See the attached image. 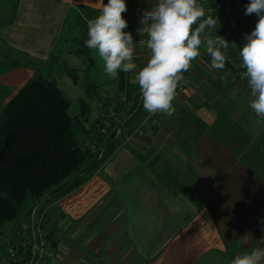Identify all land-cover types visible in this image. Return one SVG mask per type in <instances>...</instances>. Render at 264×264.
I'll use <instances>...</instances> for the list:
<instances>
[{"label":"crops","instance_id":"1","mask_svg":"<svg viewBox=\"0 0 264 264\" xmlns=\"http://www.w3.org/2000/svg\"><path fill=\"white\" fill-rule=\"evenodd\" d=\"M104 2L0 0V115L49 67L55 52L62 55V44L79 34L71 25L79 17L84 23L95 18ZM125 2L128 9L150 10L156 0ZM64 54L67 65L61 71L74 84L86 85L85 90L96 86L98 93L114 81L117 93L118 79H111L96 60L84 81L79 73L87 65L80 56H70L71 69L77 70L74 80ZM149 57L148 48H135L138 68L126 73V107L139 92L136 71ZM250 99L247 79L228 68L214 70L201 49L189 85L172 102L173 115L160 114L156 124L146 123L137 134L144 118L127 123L113 154L88 181L46 201L57 260L201 264L217 258L230 264L237 254L264 248V119L251 110ZM89 104L97 116L100 98ZM246 233L251 238L244 244L240 237Z\"/></svg>","mask_w":264,"mask_h":264},{"label":"clouds","instance_id":"2","mask_svg":"<svg viewBox=\"0 0 264 264\" xmlns=\"http://www.w3.org/2000/svg\"><path fill=\"white\" fill-rule=\"evenodd\" d=\"M125 0H107L95 18L87 21V39L84 46L95 51L105 73L118 79L119 73H130L138 68L134 62L136 44L130 31ZM255 14L254 29L245 34V43L239 51L242 78L247 79L250 90L248 104L255 115L264 119V0H250L245 15ZM141 24L146 25L147 48L150 57L135 74L143 109L154 116H171L175 112L173 100L179 83L184 79L192 62L201 55V49L211 58V67L222 71L229 60V42L213 35L217 18L206 16L198 0H156L150 10L145 9ZM139 31V29H138ZM249 234L240 237L247 244ZM230 264H264V248H253L235 255Z\"/></svg>","mask_w":264,"mask_h":264},{"label":"trees","instance_id":"3","mask_svg":"<svg viewBox=\"0 0 264 264\" xmlns=\"http://www.w3.org/2000/svg\"><path fill=\"white\" fill-rule=\"evenodd\" d=\"M77 24V54L86 56L90 66L91 50L84 46L87 23L79 17ZM67 70L77 80V70ZM125 79L126 73L120 72L116 99L124 92ZM86 92L97 93L96 86H87ZM99 98L100 112L91 121L93 127L112 100L105 93ZM79 104L80 113L72 115L71 101L57 77L40 71L5 106V120H0L1 222L16 220L28 198L38 201L50 192L47 200H54L81 186L113 154L119 141L115 137L102 142L97 152L82 144L76 126L90 120L92 107L83 98ZM124 104L118 107L124 124L147 113L140 92L131 107L125 109Z\"/></svg>","mask_w":264,"mask_h":264},{"label":"built area","instance_id":"4","mask_svg":"<svg viewBox=\"0 0 264 264\" xmlns=\"http://www.w3.org/2000/svg\"><path fill=\"white\" fill-rule=\"evenodd\" d=\"M198 3L204 6L206 16L217 18L216 28L210 30L212 34L221 36L229 42L226 53L229 60L225 68L233 70L238 77L242 78L241 73L244 69L241 68L239 51L245 43V34L254 29L258 19L255 14L245 15V5L250 3V0H198ZM143 11L144 9L141 7L127 8V12L122 14L128 21V27L125 31L132 33L137 51L147 48L148 36L143 31L146 25L141 24ZM205 53L211 59L206 51ZM183 76L184 79L179 83L176 94L189 85L192 77V66L188 72L183 73ZM124 102L123 93L117 99L110 101L107 111L101 114L100 124L108 128L111 124L118 125L123 119L120 117L118 107ZM159 117L160 114L154 116L148 114L134 133H142V126L148 122L156 124ZM104 129L103 132L107 133L108 129ZM131 136H127L125 140L128 141ZM48 224L49 206L46 202L44 206L39 205L32 209L28 216H21L17 226L5 240L6 248L0 256V264H62L56 258L52 245L54 236L49 230Z\"/></svg>","mask_w":264,"mask_h":264},{"label":"rangeland","instance_id":"5","mask_svg":"<svg viewBox=\"0 0 264 264\" xmlns=\"http://www.w3.org/2000/svg\"><path fill=\"white\" fill-rule=\"evenodd\" d=\"M71 26H73V28H76L78 30V28H77L78 24L73 23ZM78 36H79V34H77L76 32L73 33L71 35V37L69 38V40L62 44V46H64L62 55H60V52H55L53 54V56L51 57V60L49 62V67H47L44 70V72L49 73V74H51V76L58 78L59 86L64 90L66 96L71 101V106H70V112L71 113H74L75 110L80 109L78 96L83 97L86 101L91 103L92 100H96L100 95H102V92H105L112 100H115L116 99L115 97L117 95L114 93L115 89L113 90V88H115L114 81H110V83L102 85V87L98 93H92L91 95H88L86 90H85L86 85L84 86L83 84H74L68 78V74L66 73V71H64L62 73L61 70L67 65L65 63V61L63 60L62 56L64 53H65L64 55L67 56L66 53H68V56H67L68 60H66V62L69 63L68 68L71 69L72 67H74V64H72V60L70 59L71 58L70 56H74V55L80 56L83 59L82 60L83 64H85V66L87 65L86 70L80 71V73H79L80 77L84 81L87 80L86 75L89 77V72L91 70L90 68L93 66V64L89 66V63H88L89 59L86 56H83L81 54L80 55L77 54V51L80 47V44L77 42ZM91 58L93 59L94 63H95L94 60H96V63L99 64L100 69L101 68L103 69V62L99 58L98 54L93 50H91ZM124 108L128 109L126 107V105ZM124 108H122V109H124ZM106 111H107V108H105V110L103 111V114ZM95 112H96V109H92V113L90 116L94 117ZM120 114H121L120 117H122V118L125 117V116H122V113H120ZM147 115H148V113H145L140 118L145 119V117ZM0 120L4 121L5 116L0 115ZM82 122H83V120H82ZM125 125H127V124H124L123 119H121V121L118 125H112L111 124V126L109 128L102 126L100 124V121H98L96 123V126L93 127L92 124L90 123V120H89V121H86L84 124H79L78 126H76V131L78 133V137H79L80 141L82 142V144L84 146L88 147L89 149H91L92 151L97 152L99 149V146L102 144V142L105 143V141L111 137H115L118 140L120 138V135H121L120 131L123 130V127ZM104 128L108 129L107 133L103 132L105 130ZM48 196H50V192L47 193L46 196H44L43 198H41L38 201H35V200L33 201L32 198H28L26 201L24 210L20 213V215L16 218V220L5 221V222L0 221V256L5 251V248H6V245H5L6 241L5 240L7 239V237L11 233V231L17 226V223L20 221V217L21 216H23V217L28 216L30 211H32V209H34L35 207H38L39 205L44 206L45 202L47 201ZM201 264H229V262L224 261L223 259L213 258V259L205 260Z\"/></svg>","mask_w":264,"mask_h":264}]
</instances>
